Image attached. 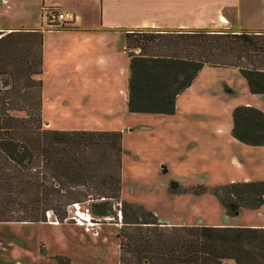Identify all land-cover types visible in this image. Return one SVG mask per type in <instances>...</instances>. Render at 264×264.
Instances as JSON below:
<instances>
[{"label":"trees","instance_id":"1","mask_svg":"<svg viewBox=\"0 0 264 264\" xmlns=\"http://www.w3.org/2000/svg\"><path fill=\"white\" fill-rule=\"evenodd\" d=\"M124 36L130 113H173L176 96L206 65L236 68L252 93L264 94V30L134 29ZM40 45V32H0V223L46 222L47 212L69 222L76 203H86L98 223L109 221L118 217L122 132L43 127L41 83L31 77L41 71ZM231 122L239 142L264 143L261 109L237 105ZM216 194L225 213L237 215L264 203V180L230 182ZM118 211L119 264H264V227L171 225L125 201Z\"/></svg>","mask_w":264,"mask_h":264},{"label":"rangeland","instance_id":"2","mask_svg":"<svg viewBox=\"0 0 264 264\" xmlns=\"http://www.w3.org/2000/svg\"><path fill=\"white\" fill-rule=\"evenodd\" d=\"M223 13L232 26V11ZM215 17L209 13L208 21L195 20L190 29L224 28L210 20ZM122 80V89L127 90L125 76ZM246 103L264 111V94L252 93L238 69L206 65L176 96L171 114L116 111L112 115L109 101L87 99L46 107L45 116L52 126L120 128L117 216L121 201H125L152 211L161 222L171 225L264 227V203L227 215L216 194L218 187L230 182L264 180V143L244 144L230 135L231 110ZM131 124L136 129L129 130ZM110 183L107 178L104 184ZM87 185L92 186L95 197L96 183L85 182ZM85 207L86 203L81 210ZM74 210L68 215L74 216ZM121 223L119 216L94 224L90 230L72 220L0 223V264H66L67 260L71 264H119L116 233Z\"/></svg>","mask_w":264,"mask_h":264},{"label":"crops","instance_id":"3","mask_svg":"<svg viewBox=\"0 0 264 264\" xmlns=\"http://www.w3.org/2000/svg\"><path fill=\"white\" fill-rule=\"evenodd\" d=\"M47 9L77 12L80 18L67 28L47 30L43 21ZM224 10L232 11V26L227 22ZM209 13L216 14L215 20L210 19L216 27L224 25L215 30H264V0L256 3L254 0H244V3L242 0H0V32L34 31L41 34V71L31 77L41 83L44 126L59 130L121 131L118 127L52 126L45 116V108L57 106L59 102L68 104L78 100L83 103L89 99L109 101L112 115L116 111L130 113L125 32L134 29L187 30L195 20L208 21ZM222 18L228 25L223 24ZM255 19H258L257 23L253 24ZM27 42L25 45L29 46ZM124 76L127 90L122 89ZM108 88L111 89L107 93ZM132 127L136 129V125L131 124L129 130Z\"/></svg>","mask_w":264,"mask_h":264},{"label":"built area","instance_id":"4","mask_svg":"<svg viewBox=\"0 0 264 264\" xmlns=\"http://www.w3.org/2000/svg\"><path fill=\"white\" fill-rule=\"evenodd\" d=\"M43 18L46 29L59 30L64 26H70L78 21L80 18V14L73 11L47 9L43 14ZM72 209H75L74 216L68 215L66 219L72 220L74 224L84 226L85 230L94 228V224H98L100 220L93 217L86 208L84 211H82L81 205L78 203L70 206L68 212L70 213ZM118 216L121 217V212L118 213ZM46 217L48 222L58 224L57 220L52 216L51 212H47ZM93 233L97 234V231Z\"/></svg>","mask_w":264,"mask_h":264}]
</instances>
